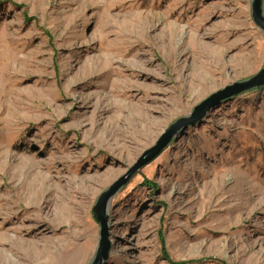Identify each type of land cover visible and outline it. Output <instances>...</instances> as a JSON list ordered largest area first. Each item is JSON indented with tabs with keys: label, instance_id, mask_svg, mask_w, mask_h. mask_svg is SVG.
I'll return each instance as SVG.
<instances>
[{
	"label": "rangeland",
	"instance_id": "374dc122",
	"mask_svg": "<svg viewBox=\"0 0 264 264\" xmlns=\"http://www.w3.org/2000/svg\"><path fill=\"white\" fill-rule=\"evenodd\" d=\"M251 2L0 0V264L91 263L99 195L264 66ZM106 215L103 264H264V85L174 135Z\"/></svg>",
	"mask_w": 264,
	"mask_h": 264
},
{
	"label": "water",
	"instance_id": "95a60500",
	"mask_svg": "<svg viewBox=\"0 0 264 264\" xmlns=\"http://www.w3.org/2000/svg\"><path fill=\"white\" fill-rule=\"evenodd\" d=\"M251 14L254 22L264 31V16L262 14V0H252ZM264 85V66L253 76L235 81L224 86L221 89L209 94L201 102L196 104L188 116H183L172 122L164 132L158 137L155 144L146 149L129 168L127 173L111 184L104 192H102L95 205L92 207V214L95 220L100 224L99 244L96 254L90 264H103L107 259L110 240L108 238V225L106 215V205L112 195L127 182V180L142 166L148 164L157 157L162 150L169 144L174 135L178 134L182 129H186L189 125L199 122L206 113L220 102L230 99L242 92L258 88Z\"/></svg>",
	"mask_w": 264,
	"mask_h": 264
},
{
	"label": "bare ground",
	"instance_id": "6f19581e",
	"mask_svg": "<svg viewBox=\"0 0 264 264\" xmlns=\"http://www.w3.org/2000/svg\"><path fill=\"white\" fill-rule=\"evenodd\" d=\"M61 213H62V215H68V214H70V211L69 210H67V209H65V210H62L61 211ZM65 250V249H64ZM74 254V253H73ZM74 256V255H73ZM72 256V257H73ZM55 261H56V259H50V260H46V261H39L40 262V264H54L55 263Z\"/></svg>",
	"mask_w": 264,
	"mask_h": 264
}]
</instances>
